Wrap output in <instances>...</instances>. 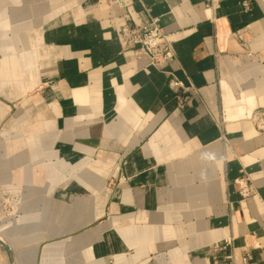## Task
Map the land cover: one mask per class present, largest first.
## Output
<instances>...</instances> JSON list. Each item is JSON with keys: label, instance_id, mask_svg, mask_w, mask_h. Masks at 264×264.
<instances>
[{"label": "crops", "instance_id": "0c3cea01", "mask_svg": "<svg viewBox=\"0 0 264 264\" xmlns=\"http://www.w3.org/2000/svg\"><path fill=\"white\" fill-rule=\"evenodd\" d=\"M152 18L162 67L119 38ZM0 91L19 264H264V0H0Z\"/></svg>", "mask_w": 264, "mask_h": 264}, {"label": "built area", "instance_id": "2783aa9c", "mask_svg": "<svg viewBox=\"0 0 264 264\" xmlns=\"http://www.w3.org/2000/svg\"><path fill=\"white\" fill-rule=\"evenodd\" d=\"M112 6L123 5L124 0H108ZM215 0H211V4ZM120 42L124 49H130L139 46L136 53L148 56L150 64L156 67H162L176 59V52L173 46V40L170 34L164 30L160 24L159 18L152 20L145 25L122 26L119 34ZM171 86L176 93L179 105L183 107L191 98L190 86L185 84L177 76L173 74ZM257 129L264 133V108L256 110L252 116ZM239 192L243 199L251 194L249 180L245 177L236 180Z\"/></svg>", "mask_w": 264, "mask_h": 264}, {"label": "rangeland", "instance_id": "374dc122", "mask_svg": "<svg viewBox=\"0 0 264 264\" xmlns=\"http://www.w3.org/2000/svg\"><path fill=\"white\" fill-rule=\"evenodd\" d=\"M34 92H27V94H34ZM4 96L0 91V100H3ZM9 99V98H8ZM11 101V110L7 114L14 115L19 108H22L26 111L32 110L34 112V108L31 107V103H28V98L20 97L9 99ZM29 106V107H28ZM4 122L0 123V131L4 128ZM10 192L4 188V186H0V264H19L20 259L23 258V252L21 249L24 245H17L16 238L22 237L23 242L27 243L28 235L27 234H13L11 235L9 231V226L11 221L9 220L7 215L14 211V203L10 201L9 194ZM34 205V204H33ZM7 231V232H6ZM19 242V241H18ZM20 243V242H19ZM12 244L11 251L8 252L5 246ZM26 247V245H25Z\"/></svg>", "mask_w": 264, "mask_h": 264}, {"label": "water", "instance_id": "95a60500", "mask_svg": "<svg viewBox=\"0 0 264 264\" xmlns=\"http://www.w3.org/2000/svg\"><path fill=\"white\" fill-rule=\"evenodd\" d=\"M5 248H6V250H7L8 252L11 251V246H10V245H7V244H6Z\"/></svg>", "mask_w": 264, "mask_h": 264}]
</instances>
